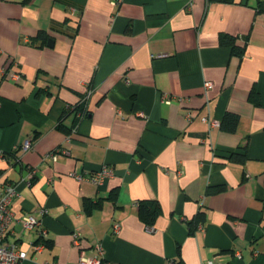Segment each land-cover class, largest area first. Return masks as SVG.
Instances as JSON below:
<instances>
[{"label":"crops","instance_id":"1","mask_svg":"<svg viewBox=\"0 0 264 264\" xmlns=\"http://www.w3.org/2000/svg\"><path fill=\"white\" fill-rule=\"evenodd\" d=\"M113 1L0 0V188L47 231L5 237L21 264H78L96 241L112 264H264V0ZM104 164L99 184L68 174Z\"/></svg>","mask_w":264,"mask_h":264},{"label":"built area","instance_id":"2","mask_svg":"<svg viewBox=\"0 0 264 264\" xmlns=\"http://www.w3.org/2000/svg\"><path fill=\"white\" fill-rule=\"evenodd\" d=\"M120 0H114L112 2L113 5L118 4ZM12 79L13 81H19L20 73L17 71H6L3 70L2 73ZM205 88L210 87L211 82L204 83ZM89 91L87 92L86 96L88 95ZM162 101L164 103H170L171 97L168 93H162ZM179 100H182L179 97ZM187 117H190V114H186ZM30 147V141L26 140L24 143L20 145L22 149H28ZM68 153L66 148L58 147L53 149L44 154L46 158H49L51 161H56L60 154ZM37 171L36 167H30L23 177V181L26 184H30L33 177L35 176ZM70 176L75 178L77 181H83L85 179H90L95 184H99L105 177L111 176L113 174V170L110 166L104 164L99 167L93 173H89L87 171H80L78 167H74L68 173ZM248 175V174H247ZM18 191L16 190L15 186L11 183H4L0 188V264H21L24 259L27 258V253L24 249L20 248L15 241L8 240L5 237L7 229L9 228L11 223L22 227L23 229H33L35 227H39L41 236L45 237L47 231L46 229L40 228V220L32 213H16L12 209V200L15 196H18ZM138 201H134V204H137ZM45 208L42 207L40 211L42 213L45 212ZM119 229V223L113 222L112 223V230L117 232ZM81 236L80 228H76L72 232L73 243L78 244L79 238ZM45 246L44 242H40L34 245L35 250H40L42 247ZM91 247L94 250L93 254H88L84 248H80L79 257H78V264H112L103 259V248L100 242H93ZM239 255V253H237ZM44 264H61V263H48L45 262ZM165 264H176L173 260H168ZM202 264H215L214 260L209 259Z\"/></svg>","mask_w":264,"mask_h":264},{"label":"trees","instance_id":"3","mask_svg":"<svg viewBox=\"0 0 264 264\" xmlns=\"http://www.w3.org/2000/svg\"><path fill=\"white\" fill-rule=\"evenodd\" d=\"M37 35L40 36L41 38L47 37L46 32L43 30L40 31ZM220 42L222 44L230 45L232 48V51L236 52L237 54H241L243 52V47L237 46L234 42V37H232V36L222 35L220 37ZM251 98L255 103H258V97L256 94H253V92H251ZM76 109H77V111H81V112L84 111L83 105H80V104L76 107ZM237 121H238V116L235 113L227 112V113H225V116L223 118V122H222L223 124L222 125L226 128L233 129L235 127ZM234 159H235V157H234ZM243 159H244V155L240 157V160H243ZM140 210H141V215H142L143 219L147 223H151V222H153V220L155 219V217L159 213L160 208H159L158 202L154 201V207L153 208L149 209V207H145V205L142 204V205H140ZM200 219H202V218H201V215L199 214L196 218V224H198L201 221ZM43 242L45 243V245L51 244L50 241L47 239L44 240Z\"/></svg>","mask_w":264,"mask_h":264},{"label":"water","instance_id":"4","mask_svg":"<svg viewBox=\"0 0 264 264\" xmlns=\"http://www.w3.org/2000/svg\"><path fill=\"white\" fill-rule=\"evenodd\" d=\"M52 44H53V39H52L51 37H49V38L47 39V45H48V46H52Z\"/></svg>","mask_w":264,"mask_h":264}]
</instances>
